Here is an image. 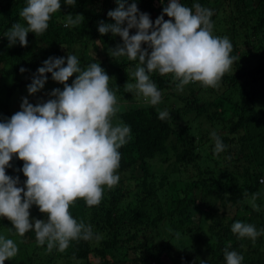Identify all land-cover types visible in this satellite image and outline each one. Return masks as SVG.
Returning <instances> with one entry per match:
<instances>
[{
    "label": "trees",
    "instance_id": "16d2710c",
    "mask_svg": "<svg viewBox=\"0 0 264 264\" xmlns=\"http://www.w3.org/2000/svg\"><path fill=\"white\" fill-rule=\"evenodd\" d=\"M159 1L156 6L155 0H137L140 11L150 14L153 23L168 3ZM61 2V10L53 14L47 31L39 36L29 32L25 47L19 43L9 46L5 34L15 23L26 24L20 12L27 0H0V83L7 80L0 91L4 109L0 121L11 117L5 99L30 84L49 57H64L66 61L69 52L78 56L82 67L100 62L115 92L126 98L133 94L124 86L135 83L132 73L137 62L112 57V48L122 44V38L98 31L101 22L115 23L108 12L118 7L116 0H76L74 5ZM180 2L190 8L199 3L211 9L214 28L220 18L222 27L229 25L223 37L229 38L237 59L217 88L192 83L179 92L171 74L152 73L162 97L171 96L174 102L168 107L133 106L120 113L123 123L131 128V139L120 149L118 169L130 175L128 182L122 178L108 188L98 206L89 207L83 199H77L69 210L78 222L91 225L93 238L72 240L64 251L49 258L53 262L64 256L80 264H161L165 251L187 259L204 251L210 259L206 264H226L227 249L242 254V264H264V234L253 243L231 230L236 221L251 223L258 231L264 229V0ZM155 9L157 13L152 16ZM69 14L83 15L82 23L66 27ZM164 18L172 19L166 14ZM135 32L130 30V34ZM21 68L26 71L21 72ZM47 75L50 80L51 73ZM77 75L67 83L71 85ZM161 111L168 113L164 119L159 117ZM189 112L194 116L188 123L204 118L218 126L217 134L226 145L223 152L214 153L215 141L203 130L195 133L190 125L181 123ZM158 157L172 159L167 163L173 171L162 170L154 182L151 163ZM11 163L7 173L19 176V186H23L24 161L14 157ZM136 169L138 175H133ZM185 175L193 179L186 180ZM165 188L163 200L160 193ZM257 193L259 211L252 201ZM10 223L0 217V231ZM28 235L31 241H37L34 231ZM38 255L25 251L5 264H41ZM94 255L99 257L97 262L92 261Z\"/></svg>",
    "mask_w": 264,
    "mask_h": 264
},
{
    "label": "clouds",
    "instance_id": "9594fccd",
    "mask_svg": "<svg viewBox=\"0 0 264 264\" xmlns=\"http://www.w3.org/2000/svg\"><path fill=\"white\" fill-rule=\"evenodd\" d=\"M75 3L63 0L66 5ZM116 3L118 7L108 12L115 23L101 22L98 31L122 38L123 43L112 48L110 55L137 62L132 73L135 83L127 82L124 88L152 106L162 101L152 73L171 74L179 92L192 83L217 88L237 59L229 38L213 34L212 10L199 3L190 8L180 0H168L154 23L150 14L140 11L137 0ZM61 5V0H27L20 12L26 24L15 23L5 34L9 46L19 43L26 47L29 32L37 36L46 32ZM165 14L172 19L165 20ZM82 18L81 14H69L65 26L80 25ZM132 29H136L135 34H130ZM48 73L64 85L63 90L55 88L49 94L52 98L35 105L25 97L20 111L0 121V217L10 220L19 236L34 231L41 246L64 251L72 240L93 238L91 225L78 222L69 209L77 199H83L89 207L98 206L105 187L111 189L118 184L120 149L131 139V128L113 122L119 111L118 101L109 84L111 77L100 62L82 67L78 56L70 52L66 61L64 57H49L33 75L29 94L44 89ZM74 74L78 75L69 85ZM167 115L166 111L159 113L161 119ZM211 135L214 153L219 155L226 145L218 134ZM14 157L24 161L22 172L27 179L23 186H19V176L7 173ZM258 196L252 198L257 211ZM33 205L47 219L31 218ZM231 230L253 243L264 234V229L258 231L255 225L242 221L234 222ZM17 253L14 240L0 234V264ZM224 255L226 264H242L244 259L235 250L226 249Z\"/></svg>",
    "mask_w": 264,
    "mask_h": 264
},
{
    "label": "rangeland",
    "instance_id": "374dc122",
    "mask_svg": "<svg viewBox=\"0 0 264 264\" xmlns=\"http://www.w3.org/2000/svg\"><path fill=\"white\" fill-rule=\"evenodd\" d=\"M159 2H160L159 0H155V3H156L155 5L158 6ZM156 13H157V9H155L152 12V16H154ZM222 24H224V22L220 18L218 20L217 25L214 28V31H213L214 35H218L220 37H223L225 30L227 28H229V25H227V26L225 25L224 27H222ZM69 80H73V77H71ZM6 82H7V80L4 79L0 83V91H2ZM10 84H11V82H10ZM28 85H24L22 87V89H17L13 95H11L8 99H5V100H7V106L6 107L9 111V113L11 114V116L14 113L21 110V104H22L23 98L27 97L29 102H31L35 105L40 100L47 101L48 99L52 98L49 94L55 88H60L61 90H63V87H64L63 84H60L51 78L50 80L47 81L44 89H42L41 91H39L35 95H32V94H29V92H28ZM111 86L112 85H110V87ZM208 93H210V92H208ZM115 94H116V98L118 101L119 111L117 113V117L113 121L114 123H121V122L123 123L122 119L120 118V113L124 110L130 109L133 106H151L150 104H148L144 101L143 97H140L138 95L131 94L130 96H128L126 98L125 95L121 96V95H119L118 92H115ZM0 95H1V92H0ZM124 98H126V99L123 100ZM173 102H174V99L171 96L168 99L162 97L161 103H159L157 106L163 105L164 107H168ZM175 102H176V100H175ZM3 111H4V109L0 106V114L1 115L3 114ZM4 114L7 115L8 113H4ZM193 116L194 115L189 112L187 114H184L183 117L181 118V123L184 125L185 124L190 125L191 129L193 130L192 132L196 133V131H198V130H203L207 134V136H209L213 139L211 134L213 132H215L217 134L220 131L219 129H217L218 126H212L204 118H196L192 123H188V120L192 119ZM199 123H202V124H199ZM216 130H219V131H216ZM196 136H197V140H198V138H199L198 134H196ZM169 161H172V159ZM169 161H165L164 159L162 160L160 157H158L152 161L151 170H152V173L154 175L153 176L154 182H157L158 179L161 177L162 170L167 169L168 171H173L172 170L173 168L169 167V165L167 163ZM117 171H118V174L120 176V179L123 178L126 182H128V178L130 177V175H127L125 172L120 173L119 170H117ZM138 172H139V170L136 169V170H133V172H131V173L133 175H138L137 174ZM185 178H186V180H192L193 179L192 176H189V175H185ZM25 180H26L25 176L23 175L22 184ZM183 182L184 181L180 180L179 184L183 185ZM107 189L108 188L105 187L104 195L107 194L106 193ZM166 191H167V188L162 190V192L160 193V196L163 200H166V195H165ZM120 207H125V205H122ZM30 215H31V218H33V219H41V220L47 219L46 214L40 212L38 206H36V205H33L32 208L30 209ZM0 234H4L8 238H12L18 247L17 255L15 257L11 258L13 261L16 257L20 256L25 251H27L30 254L34 253L35 256L38 252L39 255L36 259L41 264H80V263L76 262L74 259H71L68 257L65 258L64 256L54 258V259H56V262L49 260L50 257H53V255L56 253L57 254L60 253V251L59 250L55 251L54 249L49 251L47 249L46 244L41 246L37 241H31L30 240L31 238H29L28 233H26L24 236H19L18 234L15 233L14 226L12 225V223L7 225V227L4 230L0 231ZM153 236H155V234H153ZM155 238H157V237H155ZM98 260H99L98 256H96V255L92 256L93 262H97ZM208 260H210L209 256L206 255V253H204V251L202 252L201 256H198L195 258L192 257L191 259H187V257L185 255H183V257H182L180 254H176L173 251H165L162 254L161 264H179L181 261H182L181 264H186V263L187 264H198V263H201V261H208ZM183 261H186V262H183ZM159 264H160V262H159Z\"/></svg>",
    "mask_w": 264,
    "mask_h": 264
}]
</instances>
